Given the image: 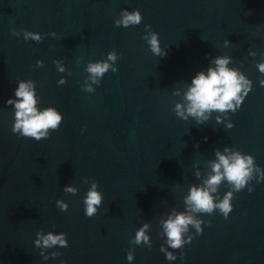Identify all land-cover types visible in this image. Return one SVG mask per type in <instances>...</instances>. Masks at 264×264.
<instances>
[{
    "label": "water",
    "instance_id": "95a60500",
    "mask_svg": "<svg viewBox=\"0 0 264 264\" xmlns=\"http://www.w3.org/2000/svg\"><path fill=\"white\" fill-rule=\"evenodd\" d=\"M136 11L139 24L117 23ZM217 58L243 77L238 98L190 115L193 80ZM96 64L109 67L96 75ZM259 65L264 0H0V264H264ZM21 83L38 114L61 117L39 141L12 131ZM221 156L248 165L239 191ZM193 189L214 205L230 193L227 219L196 210ZM93 190L101 201L87 217ZM179 215L194 223L173 249L166 224ZM49 234H66L64 246H45Z\"/></svg>",
    "mask_w": 264,
    "mask_h": 264
},
{
    "label": "clouds",
    "instance_id": "9594fccd",
    "mask_svg": "<svg viewBox=\"0 0 264 264\" xmlns=\"http://www.w3.org/2000/svg\"><path fill=\"white\" fill-rule=\"evenodd\" d=\"M141 21V14L139 11H136L132 14H123V20L117 22L123 23L125 27L131 24H139ZM30 33H26V38ZM33 39H39L38 36H34ZM152 51L159 55L160 48L159 43L157 41L156 35L153 34L151 39L149 40ZM110 59H114V57L110 54ZM227 58H217L215 63L217 65L216 70H209V74L205 76L203 73L199 74L196 79L193 80V85L187 94V100L190 101V107L187 109L190 115L194 116H203L205 111L210 110H220L224 111L225 109L232 107V101L237 100L238 94L241 91V80L243 77L238 78L237 73L235 71H230L226 65L228 64ZM108 65L104 64L101 66L100 64L91 65L89 67V71L96 75H102L108 69ZM261 72H264V65L258 66ZM115 71V70H114ZM16 96L22 98V102L17 103L15 105L18 111L16 112V124L13 127V133L18 130H22V134L25 137H34L37 141L40 140V133L47 129L48 127H52L53 129L57 128L61 117L57 115L52 110H46L43 113L38 114L34 107L35 100L33 98V94L28 91L27 86L23 83L19 85V89L16 91ZM11 103V101H9ZM180 106H177V114L182 115L180 112ZM221 164L224 167L225 175L230 182H234L236 185L237 191L241 189V187L245 184V177L249 175L247 171L248 165L245 163V160L237 157L234 163H229L228 159H225L223 156L220 157ZM248 163H251V157L248 158ZM220 165H215L214 171L219 172ZM221 176L215 175L213 176L208 183L210 185H216L220 182ZM96 185H93L95 188ZM66 191H73V189H66ZM215 191V188L212 189ZM252 190L250 189L249 192ZM231 194L229 193L225 199L214 205L212 197L209 195L208 191H201L193 189L190 195V202L195 205L196 210H202L205 212H212L214 207H218L220 211L223 213L225 219H227L229 213L232 211V206L229 202ZM101 201L100 195L96 191H90L88 193V198L85 203L87 208L85 210V215L87 217H92L96 212V208L94 205H99ZM66 207V206H62ZM190 223H194L190 217H185L184 215H179L176 217L174 221H169L166 224L167 236L170 243V247L173 249H179L182 246L181 233L186 228V226ZM147 227V226H145ZM198 232L202 231L199 228V224H196ZM66 234H62V236L56 237L49 234V236L44 240L45 246L49 244L60 243L64 246L65 242L63 236ZM143 239L147 242V237L144 235L143 229L139 231L136 235V243H139ZM191 242V238L189 243ZM161 251H164L161 249ZM165 256L167 260H174L176 257L171 252H165ZM129 260L132 259L131 255L127 257ZM181 259H183V255H181Z\"/></svg>",
    "mask_w": 264,
    "mask_h": 264
}]
</instances>
